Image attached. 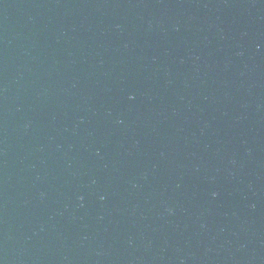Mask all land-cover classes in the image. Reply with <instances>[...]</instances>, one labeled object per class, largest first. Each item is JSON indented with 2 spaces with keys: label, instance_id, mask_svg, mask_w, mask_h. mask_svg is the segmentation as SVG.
<instances>
[{
  "label": "water",
  "instance_id": "obj_1",
  "mask_svg": "<svg viewBox=\"0 0 264 264\" xmlns=\"http://www.w3.org/2000/svg\"><path fill=\"white\" fill-rule=\"evenodd\" d=\"M0 264H37L1 141Z\"/></svg>",
  "mask_w": 264,
  "mask_h": 264
}]
</instances>
